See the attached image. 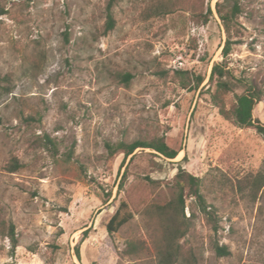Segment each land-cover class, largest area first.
<instances>
[{"label": "rangeland", "instance_id": "obj_1", "mask_svg": "<svg viewBox=\"0 0 264 264\" xmlns=\"http://www.w3.org/2000/svg\"><path fill=\"white\" fill-rule=\"evenodd\" d=\"M109 1L0 0V264H160L145 211L171 197L180 166L201 178L221 225L214 233L198 213L183 247L198 264H264V186L253 195L240 182L264 173V138L221 115L209 82L223 61L264 92V0H240L226 59L217 2L230 1L176 0L159 15L160 0H115L105 34ZM118 72L132 73L128 85ZM242 90L225 96L228 108ZM253 114L264 123V101ZM157 137L180 156L138 148L124 159L106 146ZM122 199L135 217L110 232ZM1 223L14 224L16 247Z\"/></svg>", "mask_w": 264, "mask_h": 264}, {"label": "trees", "instance_id": "obj_2", "mask_svg": "<svg viewBox=\"0 0 264 264\" xmlns=\"http://www.w3.org/2000/svg\"><path fill=\"white\" fill-rule=\"evenodd\" d=\"M230 1V6H224L221 2H217V11L223 22L227 32V40L223 49V56L226 57L232 52V45L237 43L233 39V30L236 28V19L242 13L240 0ZM115 0H110L107 5V21L104 33L113 30L116 21L112 12V5ZM176 0H160L156 6V14H166L174 11ZM4 6L0 5V15L6 13ZM201 24H206L213 15L211 5L208 7V12L198 13ZM184 72V71H182ZM116 77L126 85L132 79L130 72H118ZM205 77L198 75L194 87L198 88ZM210 84L215 87L212 92L214 103L219 108L222 116L226 119L233 120L237 125L244 128L255 129L264 138V123L254 117V109L264 101V92L259 88L254 81H249L244 77H237L233 70L226 62H215L210 73ZM184 86H187L184 85ZM240 86L243 90L235 94V102L233 106L227 107L225 96L234 92ZM189 87V86H188ZM53 148L56 150L55 143L52 142ZM106 146L109 153L114 155L118 152L124 153V159L132 155L138 148H151L167 159H174L178 156L180 150L170 146L164 137H157L151 140L135 139L133 141H119L118 143L107 142ZM21 163L17 157H13L8 165L10 171H15L20 168ZM173 193L171 197L165 201H154L148 205L145 215L148 225L152 227V223L157 224V235L154 239L158 250L160 264H174L179 258L184 264H198L197 254L191 246L186 250L180 240L185 238L194 228V220L198 213H201L206 218L207 223L211 226L214 233H218L221 225L218 215V209L214 204L207 201L201 189V178L190 173L187 169L179 167L177 174L173 178ZM245 184L253 195H256L264 186V173L248 174L240 181ZM189 200H191L189 202ZM189 206L191 214L187 217L185 213L186 207ZM135 217L129 203L126 200H121L119 206L111 216L107 228L110 232L118 231L125 224L130 222ZM2 224V236L9 237L13 246L18 245V237L13 223L8 226ZM216 253L218 256H226L230 254L227 245L220 244L218 240L214 242ZM77 255L80 257L79 248Z\"/></svg>", "mask_w": 264, "mask_h": 264}, {"label": "bare ground", "instance_id": "obj_3", "mask_svg": "<svg viewBox=\"0 0 264 264\" xmlns=\"http://www.w3.org/2000/svg\"><path fill=\"white\" fill-rule=\"evenodd\" d=\"M180 154H181V153H180ZM180 154H179V156H180ZM179 156H178V157H179Z\"/></svg>", "mask_w": 264, "mask_h": 264}]
</instances>
